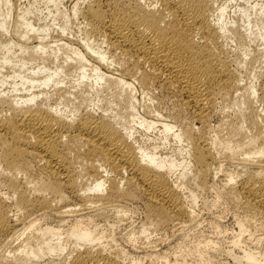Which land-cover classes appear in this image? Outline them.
Listing matches in <instances>:
<instances>
[{"label": "bare ground", "instance_id": "obj_1", "mask_svg": "<svg viewBox=\"0 0 264 264\" xmlns=\"http://www.w3.org/2000/svg\"><path fill=\"white\" fill-rule=\"evenodd\" d=\"M263 60L264 0H0V264H222L183 190L188 173L214 187L225 160L227 253L264 264Z\"/></svg>", "mask_w": 264, "mask_h": 264}, {"label": "rangeland", "instance_id": "obj_2", "mask_svg": "<svg viewBox=\"0 0 264 264\" xmlns=\"http://www.w3.org/2000/svg\"><path fill=\"white\" fill-rule=\"evenodd\" d=\"M219 1H221V0H219ZM223 1V0H222ZM252 1V0H251ZM260 1H262V0H260ZM233 3V2H232ZM230 8V9H229ZM231 10H232V8L231 7H229V5H228V11L229 12H227V14H229V15H232V13H231ZM254 45H255V43H254ZM257 45V44H256ZM255 69L257 70L258 69V71L259 70H261L260 72H261V74H262V77H260V79H264V60L262 61V62H260V63H255ZM248 70H249V68L246 70H242V79H243V81H242V83L245 85L246 84V82H249L250 80H253V79H250L251 77H252V75L251 74H247V73H250L251 71L249 70V72H248ZM252 74H253V72H251ZM249 75H250V77H249ZM245 78V79H244ZM249 80V81H248ZM236 95V94H235ZM232 96H234V94L232 95ZM140 97V96H139ZM228 98V97H227ZM230 98V97H229ZM229 98L227 99V101H226V98L224 99V101L222 102V100L220 99V100H218V103H219V101H220V104L221 103H227V105H228V103L230 102V100H229ZM229 101V102H228ZM175 103H177V100L175 99V98H171V99H166V101H164V103L162 104V113H163V115L164 116H167V115H169V116H171L172 115V113H174V110L175 109H173L174 108V104ZM219 104V105H220ZM224 104V105H225ZM226 106V105H225ZM226 109H225V113L223 112V114L225 115L226 113H229L230 115L233 113V111H235L234 110V108H228V106L227 107H225ZM229 109V110H228ZM233 109V110H232ZM231 110V111H230ZM229 114H226V115H228L229 116ZM184 115V117H185V121H192V118L189 116V115H185V114H183ZM226 115H225V118H227L226 117ZM221 117V116H220ZM220 117H215V118H213V122H211V125H213V129L214 128H217V125H216V123L218 122V118H220ZM230 117V116H229ZM167 119H169V118H167ZM217 120V122L215 123V121ZM194 124H195V126H196V124L197 123H195V121H194ZM216 126H215V125ZM197 126H198V124H197ZM196 126V127H197ZM221 133V132H220ZM212 134H213V132H212ZM223 134V133H222ZM154 137H158V134H157V132H155V131H152V132H150V131H148L146 134H142V135H139L138 136V141H139V143H141V144H144V145H146V146H148L150 149L153 147V145H154V142H158V140H155L154 141ZM169 145H164V146H161L160 147V149L161 148H163V149H161V153L162 154H164V155H173V157H177V159H179V160H181V156L179 155V153H178V151L176 150V144L174 143V145H173V143L172 142H170V143H168ZM171 146V147H170ZM175 146V147H174ZM175 150H174V149ZM160 149H158V150H160ZM171 150H173V151H171ZM223 159V158H222ZM225 159V158H224ZM227 159H229V158H227ZM228 161V162H227ZM234 161V160H233ZM233 161H231V162H233ZM227 163V164H226ZM231 164V165H230ZM235 164L234 163H230V160H225V162L223 163V167H224V171H226V170H234V169H236L235 168V166H234ZM227 166V167H226ZM234 167V168H233ZM224 171H220V173L218 172V174H217V177L216 178H214V187H212V188H201V187H199V186H197L196 184H195V181L194 180H192V174H189L188 173V177H186V179H188L189 178V180H187V185H186V188L183 190V192H184V194L183 195H186L187 196V198H186V202L190 205V203H189V200H190V192H193L194 194H196V199L195 200H193V210H194V213L197 215V218L195 219V221H198V225H197V228H195V229H193L194 227H192V229H190V230H193V231H190V234H194V232H195V234H197L199 237H203L204 239H209V240H212V241H214L215 242V244L216 245H218L219 246V250L217 249V251L214 253L215 255H214V261H216L217 259H218V261L220 262V263H222V264H238V263H236L235 262V260L233 259V257L232 256H230V254H228L230 251L231 252H233V254H235L236 253V251H237V253L236 254H238V250H235L234 251V249H231V243L230 242H232V240L231 239H234V236L236 235V232L238 231V226H237V223H236V219H237V209H235L236 207L235 206H233L234 205V203H231V201H229L228 199H226V198H222L221 200H219L218 201V204H217V206L215 205L214 207L212 206V203H213V200H215V197H216V193H215V188H216V186H219V187H221L223 184H224V182H225V175H222V174H224ZM177 172H179V170L177 171ZM175 177V175H173V176H171L170 177V180L172 179H175L174 178ZM221 183V184H220ZM140 203H141V205H140ZM140 203H135V204H133L132 205V208H133V210H134V212L132 213V214H130V215H132V216H130V218L129 217H127V218H125V221L123 220L120 224H119V226L118 227H116V228H118V229H113V231H114V235H115V237L117 238V239H120V237L122 236L121 234L123 233V232H125V230H130V228L131 229H137L139 226V223H140V221L143 219V216H144V214H143V204H142V202H140ZM186 203V204H187ZM137 204V205H136ZM136 205V206H135ZM131 206V205H130ZM134 206H135V208H134ZM138 206V207H137ZM140 206V207H139ZM141 207H142V209H141ZM214 209H213V208ZM235 207V208H234ZM193 213V214H194ZM194 214V215H195ZM196 215H195V217H196ZM129 219V220H128ZM214 221H217L218 222V224L220 225V230L218 229H216V228H214L213 226H212V223L214 222ZM199 222H200V224H199ZM121 225V226H120ZM129 225V226H128ZM122 227V228H121ZM123 227H124V229H123ZM130 227V228H129ZM122 229V230H121ZM167 230H169L168 232H166ZM167 230H158L157 232L155 231V232H153V231H150L151 232V237H153V239H156L158 236V234H159V236L161 237V235L163 236H165V238H163V237H161L162 239H164V240H170V239H172L173 237H172V235H173V233H175V231L174 230H172V231H170L171 229H167ZM167 233H165V232ZM171 232H173V233H171ZM192 232V233H191ZM164 233V234H163ZM171 233V234H170ZM116 234H117V236H116ZM125 233H123V235H124ZM257 236H259V237H262V240L261 241H263L264 242V238H263V236H261V232L260 231H256V233H255ZM119 235V236H118ZM123 237V236H122ZM121 237V238H122ZM150 237V238H151ZM172 237V238H171ZM159 238V237H158ZM163 240V241H164ZM193 240V239H192ZM161 242L160 243V241L157 243V245H156V248L155 249H157V246L162 250V248L163 249H166V248H164L165 247V244H167L168 242L167 241H164V242H167V243H164V242ZM171 241V240H170ZM193 241H195V240H193ZM121 244L123 243V242H121V240L119 241ZM125 244L126 243H123V245L125 246ZM245 244V243H244ZM244 244H241V245H243L244 246ZM127 245H129V244H127ZM126 245V246H127ZM159 245H161V246H159ZM164 245V246H163ZM246 246H250V244H245ZM131 246V245H130ZM130 246H127L126 248H128V247H130ZM245 247V246H244ZM169 249V250H168ZM166 251H168L169 252V255L171 254V255H173L174 256V253H173V250H170V248H168ZM173 249V248H172ZM139 251L141 250L140 248L138 249ZM227 250H228V253H227ZM233 250V251H232ZM240 252V251H239ZM173 253V254H172ZM208 254H211L210 252L208 253ZM235 254V255H236ZM171 255L169 256V258H170V260L172 261L173 260V257H171ZM216 259V260H215ZM217 262V261H216ZM241 264V263H240Z\"/></svg>", "mask_w": 264, "mask_h": 264}]
</instances>
